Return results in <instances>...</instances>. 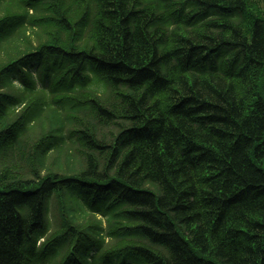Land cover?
I'll return each mask as SVG.
<instances>
[{"label":"trees","instance_id":"obj_1","mask_svg":"<svg viewBox=\"0 0 264 264\" xmlns=\"http://www.w3.org/2000/svg\"><path fill=\"white\" fill-rule=\"evenodd\" d=\"M0 264H264V0H0Z\"/></svg>","mask_w":264,"mask_h":264}]
</instances>
